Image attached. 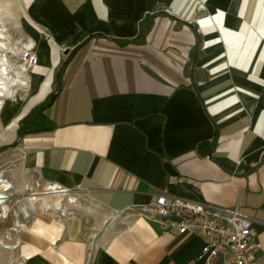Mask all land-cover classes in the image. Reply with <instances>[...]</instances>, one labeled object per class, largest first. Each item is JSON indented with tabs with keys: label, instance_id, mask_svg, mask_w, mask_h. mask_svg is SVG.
I'll list each match as a JSON object with an SVG mask.
<instances>
[{
	"label": "crops",
	"instance_id": "obj_1",
	"mask_svg": "<svg viewBox=\"0 0 264 264\" xmlns=\"http://www.w3.org/2000/svg\"><path fill=\"white\" fill-rule=\"evenodd\" d=\"M18 4L38 60L0 150L85 200L37 211L21 264H207L199 236L136 213L160 193L238 206L264 264V0Z\"/></svg>",
	"mask_w": 264,
	"mask_h": 264
},
{
	"label": "built area",
	"instance_id": "obj_2",
	"mask_svg": "<svg viewBox=\"0 0 264 264\" xmlns=\"http://www.w3.org/2000/svg\"><path fill=\"white\" fill-rule=\"evenodd\" d=\"M37 60L34 43L25 49L24 63L31 68ZM47 186L48 190L58 186L64 193L67 192L66 188L56 183ZM10 188H0L6 195L4 199L10 197L7 194ZM136 213L156 221L164 230L177 229L179 233L199 236L203 240L201 255L207 264H213L218 257L223 258L224 264H261L258 230L238 206H218L174 193H160L149 204L140 206Z\"/></svg>",
	"mask_w": 264,
	"mask_h": 264
},
{
	"label": "rangeland",
	"instance_id": "obj_3",
	"mask_svg": "<svg viewBox=\"0 0 264 264\" xmlns=\"http://www.w3.org/2000/svg\"><path fill=\"white\" fill-rule=\"evenodd\" d=\"M0 0V3L12 10L10 15L5 13V8L0 6V30H3L5 37L0 38V42H6L7 48L6 53L8 54L12 63L16 66L24 64L26 72L23 77L28 78L26 75L29 73V67L24 63V54L21 47L23 42L29 39L26 36V27L23 24V15L22 10L19 8L18 0ZM17 1V2H16ZM4 18V19H3ZM3 49V48H1ZM2 51H0L1 53ZM25 88L18 87V92L5 106L4 113L0 118L1 121H4L6 112L10 103L14 100L20 99L24 93ZM0 172L3 173V178L5 183L2 187L3 190L9 189L7 194L12 195L9 198L4 200L3 205H7V209L3 208V205L0 204V264H21L20 254L18 251L19 238L18 233L21 230L22 226L27 224L37 211L46 210L56 213L57 216L66 217L72 211L80 206L85 205V200L79 195H72L75 197V201L69 202L70 198L68 192L63 193L59 198L54 192L56 189L48 190L47 184H45L37 174L29 167L24 166L20 160L19 155H17L11 148L7 147L3 150H0ZM23 180L22 188L16 187L20 179ZM53 188V187H52ZM1 193H4L0 190ZM28 196L37 197L38 200H44V202L54 203V206L51 209L41 207L40 202H38L35 209H29L28 215L21 210V206L25 204V198ZM58 197V198H57ZM57 204L62 208H57ZM18 221V225L15 222ZM10 235V236H9ZM16 247L5 248L6 244H16Z\"/></svg>",
	"mask_w": 264,
	"mask_h": 264
},
{
	"label": "bare ground",
	"instance_id": "obj_4",
	"mask_svg": "<svg viewBox=\"0 0 264 264\" xmlns=\"http://www.w3.org/2000/svg\"><path fill=\"white\" fill-rule=\"evenodd\" d=\"M6 1L10 2L9 0H5L4 2ZM0 6L2 7V9L3 7L5 8L4 9L5 13L14 15V13H10L12 10L9 8V6L6 7L4 3H0ZM2 37H5V34L3 33V30H0V38ZM34 43H35L34 39L29 37L27 41L22 43L23 46L21 47V49L24 51L27 47L32 46ZM6 48H7L6 42H0V51H2L0 53V118L5 112L4 109L8 101H10L14 96H16V93L18 92V87H23L26 90L27 87L29 86V73L26 75L28 78L23 77L24 73H27L26 72L27 67L24 64L16 66L14 63H12L8 54L5 52ZM2 176H3V173L0 172V187H2L5 183V179ZM52 189L54 188L51 187V190ZM51 190H47V191H51ZM54 192L59 198L64 193L62 189H59V187H57V189ZM5 196L6 195L0 192V204L1 205L4 204ZM24 198L26 201H25V204L21 206V210L27 215L29 214L28 213L29 209L32 210L36 208L38 202H40L41 207H45L48 209H51L54 206V203L44 202V200H38L37 197L28 196ZM3 208H5L6 210L7 205H3ZM57 208L61 209L62 207L57 204ZM15 222L17 223L16 225H18V221L15 220ZM16 245L17 244H6L4 245V247L14 248L16 247Z\"/></svg>",
	"mask_w": 264,
	"mask_h": 264
}]
</instances>
